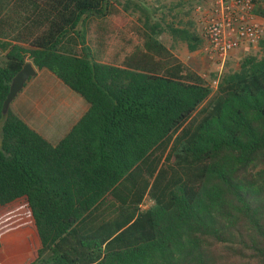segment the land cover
Here are the masks:
<instances>
[{"label": "trees", "instance_id": "obj_1", "mask_svg": "<svg viewBox=\"0 0 264 264\" xmlns=\"http://www.w3.org/2000/svg\"><path fill=\"white\" fill-rule=\"evenodd\" d=\"M20 1L26 48L0 41V263L1 238L29 231L22 264H264V41L213 88L137 4L143 28L109 0ZM27 62L88 105L54 146L1 114Z\"/></svg>", "mask_w": 264, "mask_h": 264}, {"label": "rangeland", "instance_id": "obj_2", "mask_svg": "<svg viewBox=\"0 0 264 264\" xmlns=\"http://www.w3.org/2000/svg\"><path fill=\"white\" fill-rule=\"evenodd\" d=\"M109 2L121 11L124 5H128L127 12L124 16L127 21L137 24L139 28H143L144 16L138 12L132 4H137L146 10L148 20L152 25L156 27L157 40L165 46L180 62L187 65L192 71L200 74L206 81L211 83L214 88L216 86V80H213V76L217 79L226 72H232L238 70L240 61L248 55L260 56L259 48H249L247 50L236 52L226 60L223 67H219L218 63L209 60L202 50V46L197 48L194 52H189L184 42L177 40L171 36L167 27L188 30L191 33H198V28L195 23V10L197 4L193 1L182 0H168L166 2H157L155 0H109ZM256 10L264 11V0H255ZM28 10L20 0H0V41L8 44H17L24 48L29 41L28 37L22 33V26L25 24V18L28 16ZM264 13V12H263ZM264 16V15H261ZM111 26L116 27L113 23L105 20H97L95 27L93 28V34L97 37H101L103 34H108L111 31ZM91 32H87L86 35H90ZM135 41V42H134ZM136 44V40L133 39L132 45ZM2 55L0 54V59ZM212 79V80H211ZM32 79H29L28 83ZM27 83V84H28ZM61 84V83H60ZM62 85L61 95L65 97L66 94L75 98L81 99L78 95L72 92L67 87ZM34 89L37 90L32 97L40 99L44 95H48V91L53 92V86L50 83H36ZM64 91V92H63ZM47 93V94H46ZM34 130L41 135L51 145H56L64 138L67 124L64 120L58 121H46L44 115L37 117L33 114L31 118ZM149 206L147 200L144 201L142 209ZM109 212V210H107ZM111 211V210H110ZM29 231L24 233L14 234L10 236L2 237L1 242L4 251L3 264H22L27 260L26 249L24 240L28 237ZM30 237L37 239L33 231L30 233ZM35 236V237H34ZM38 247V241L33 248ZM28 254V253H27ZM1 264V263H0Z\"/></svg>", "mask_w": 264, "mask_h": 264}, {"label": "built area", "instance_id": "obj_3", "mask_svg": "<svg viewBox=\"0 0 264 264\" xmlns=\"http://www.w3.org/2000/svg\"><path fill=\"white\" fill-rule=\"evenodd\" d=\"M183 1L197 4L195 23L204 40L202 50L219 67L234 51L254 49L264 41V16L257 12L255 0Z\"/></svg>", "mask_w": 264, "mask_h": 264}, {"label": "crops", "instance_id": "obj_4", "mask_svg": "<svg viewBox=\"0 0 264 264\" xmlns=\"http://www.w3.org/2000/svg\"><path fill=\"white\" fill-rule=\"evenodd\" d=\"M63 46V51L74 55L79 54L80 47L75 42L73 43V41L71 42L66 40ZM241 51L244 50L234 51V53ZM36 83H50L53 86V92L48 91V95H44L41 99L39 95L37 98L33 99L32 95L37 92V90L34 89V84ZM60 83L61 82L49 72L45 70H37L36 76L33 80L26 84L18 95L15 96V99L10 104L9 109L32 130H35L31 122L33 114L37 117L41 114L44 115L46 121L50 120L55 122L58 120H64V123L67 124L65 131L66 135L88 110V105L82 99L70 96L66 92L64 93L66 94L65 97H62L63 95L60 93L62 90V83Z\"/></svg>", "mask_w": 264, "mask_h": 264}, {"label": "water", "instance_id": "obj_5", "mask_svg": "<svg viewBox=\"0 0 264 264\" xmlns=\"http://www.w3.org/2000/svg\"><path fill=\"white\" fill-rule=\"evenodd\" d=\"M36 69L30 62L25 63L21 69L14 75L11 80L8 94L2 104L1 114L5 116L9 110V106L15 99V96L23 89L24 85L31 78L36 76Z\"/></svg>", "mask_w": 264, "mask_h": 264}]
</instances>
